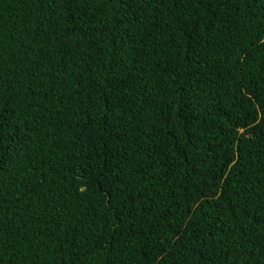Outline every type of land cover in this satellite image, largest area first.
I'll return each instance as SVG.
<instances>
[{
	"label": "trees",
	"instance_id": "16d2710c",
	"mask_svg": "<svg viewBox=\"0 0 264 264\" xmlns=\"http://www.w3.org/2000/svg\"><path fill=\"white\" fill-rule=\"evenodd\" d=\"M0 264H264V0H0Z\"/></svg>",
	"mask_w": 264,
	"mask_h": 264
}]
</instances>
